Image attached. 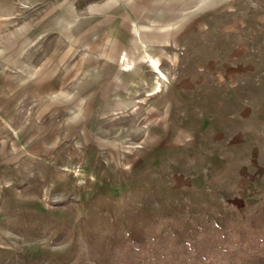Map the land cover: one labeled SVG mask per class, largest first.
Segmentation results:
<instances>
[{
  "label": "rangeland",
  "instance_id": "obj_1",
  "mask_svg": "<svg viewBox=\"0 0 264 264\" xmlns=\"http://www.w3.org/2000/svg\"><path fill=\"white\" fill-rule=\"evenodd\" d=\"M0 264H264V0H0Z\"/></svg>",
  "mask_w": 264,
  "mask_h": 264
},
{
  "label": "bare ground",
  "instance_id": "obj_2",
  "mask_svg": "<svg viewBox=\"0 0 264 264\" xmlns=\"http://www.w3.org/2000/svg\"><path fill=\"white\" fill-rule=\"evenodd\" d=\"M163 75V74H162Z\"/></svg>",
  "mask_w": 264,
  "mask_h": 264
}]
</instances>
